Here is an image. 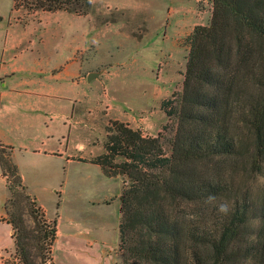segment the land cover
Wrapping results in <instances>:
<instances>
[{
	"label": "trees",
	"instance_id": "obj_1",
	"mask_svg": "<svg viewBox=\"0 0 264 264\" xmlns=\"http://www.w3.org/2000/svg\"><path fill=\"white\" fill-rule=\"evenodd\" d=\"M212 3L210 24L186 38L183 89L163 103L164 131L152 138L119 125L106 153L86 160L124 183L120 264H264V188H251V179L264 176V0ZM0 165L23 264H56L57 221L49 225L31 201L6 149ZM14 197L25 202L35 231L16 218ZM225 202L229 211L220 213Z\"/></svg>",
	"mask_w": 264,
	"mask_h": 264
},
{
	"label": "rangeland",
	"instance_id": "obj_2",
	"mask_svg": "<svg viewBox=\"0 0 264 264\" xmlns=\"http://www.w3.org/2000/svg\"><path fill=\"white\" fill-rule=\"evenodd\" d=\"M212 2L15 0L14 20L28 24L38 22L44 12H70L88 15L93 27L99 33L103 32L99 53L90 58V70L104 73L103 80L92 86L100 88L99 96L102 93L96 119L98 126L95 125L93 131L82 127L74 133V138L79 137L86 145L85 153L96 154L95 158L106 153V145L118 135L119 125L152 138L164 131L168 116L163 103L183 89L189 54L186 38L195 27L210 24ZM12 10L13 0H0V22L3 17L2 23H6ZM173 129H169L168 137ZM164 142L165 153L169 154L170 149L166 140ZM121 161L120 157L116 159V162ZM75 169V165L69 172L58 169L56 178L50 180L56 191L39 192L38 198L48 211L40 212L45 217L47 215L44 219L49 225L61 221V234L58 233L53 247L54 261L56 264H120L118 246L123 180L106 177L101 185L85 189L80 177L94 179L95 174L86 167L79 173ZM261 187L264 188V176L251 179V188L255 192ZM20 199L14 197L10 207L16 218L23 219L27 232L35 231L33 216ZM33 252L40 255L41 246H36ZM8 262L23 264L17 250Z\"/></svg>",
	"mask_w": 264,
	"mask_h": 264
},
{
	"label": "crops",
	"instance_id": "obj_3",
	"mask_svg": "<svg viewBox=\"0 0 264 264\" xmlns=\"http://www.w3.org/2000/svg\"><path fill=\"white\" fill-rule=\"evenodd\" d=\"M14 5L15 0L7 22L3 17L0 22V150L11 152L28 193L48 213L39 192L56 191L50 180L58 169L69 172L75 165L77 173L85 167L92 171L94 179H79L85 189L107 177L99 165L86 162L96 154L87 155L83 141L74 138L77 129L98 126L102 93L92 86L104 73L90 70V58L99 53L104 35L88 15L70 12H44L28 24L16 21ZM97 72L100 77L90 83L88 76ZM9 196L0 165V256L5 264L16 253L5 210Z\"/></svg>",
	"mask_w": 264,
	"mask_h": 264
},
{
	"label": "clouds",
	"instance_id": "obj_4",
	"mask_svg": "<svg viewBox=\"0 0 264 264\" xmlns=\"http://www.w3.org/2000/svg\"><path fill=\"white\" fill-rule=\"evenodd\" d=\"M214 199H215V197H213V196H209V197L207 198V201H206V202L211 203ZM218 211H219L220 213H224V214H226V213L229 211V205H228L226 202H225V203H221V204H219V206H218Z\"/></svg>",
	"mask_w": 264,
	"mask_h": 264
},
{
	"label": "water",
	"instance_id": "obj_5",
	"mask_svg": "<svg viewBox=\"0 0 264 264\" xmlns=\"http://www.w3.org/2000/svg\"><path fill=\"white\" fill-rule=\"evenodd\" d=\"M101 73L100 72H97V73H91L89 76H88V81L91 83L93 82L94 80L98 79L100 77Z\"/></svg>",
	"mask_w": 264,
	"mask_h": 264
},
{
	"label": "built area",
	"instance_id": "obj_6",
	"mask_svg": "<svg viewBox=\"0 0 264 264\" xmlns=\"http://www.w3.org/2000/svg\"><path fill=\"white\" fill-rule=\"evenodd\" d=\"M1 262L5 264V259L0 256V263Z\"/></svg>",
	"mask_w": 264,
	"mask_h": 264
}]
</instances>
